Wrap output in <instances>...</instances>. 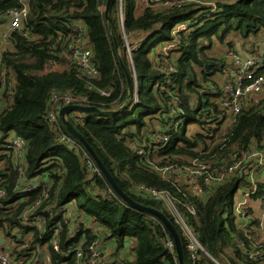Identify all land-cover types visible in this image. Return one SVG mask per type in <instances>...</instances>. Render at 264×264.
Returning <instances> with one entry per match:
<instances>
[{
	"label": "trees",
	"instance_id": "trees-1",
	"mask_svg": "<svg viewBox=\"0 0 264 264\" xmlns=\"http://www.w3.org/2000/svg\"><path fill=\"white\" fill-rule=\"evenodd\" d=\"M218 2L227 5L212 6ZM106 3L107 0H30L22 33H13L9 43L13 49L3 52L11 87L0 91V188L5 191V198L0 199V235L13 242L11 255L20 264H35L38 250L46 247L50 264H80L87 259L88 246L98 240L102 245L114 246V261L119 264H179L174 241L164 224L128 205L112 189L81 142L70 136L59 120L58 112L66 106L64 97L70 95L83 98L77 105L101 111L121 110L108 116L69 111L66 117L119 189L134 202L161 212L173 224L184 264H264V242L258 241L254 232L241 228L234 212L233 199L247 185L245 176H230L199 197L163 178L155 169L166 164L188 165L196 160L209 164L214 172L220 165L231 164L232 155L240 157L247 150L260 152L264 158L261 105L243 110L221 143H208L213 138L198 131L190 137L186 135L191 124L213 135L218 132L217 127H211L214 118L205 109L214 106L210 100L216 97L212 77L224 63L209 56V51L215 40L223 44L233 33L249 38L264 29V0H207L209 5L192 4L164 11L145 9L142 13L124 9L128 31L152 32L158 28L133 51L134 73L119 34L117 1L112 0L109 7L111 29L104 14ZM22 7L21 0H0V26L7 22V11ZM187 20L192 23L177 33L178 43L170 52L175 72L168 75L155 64L152 49L173 40L172 26ZM76 24L80 27L74 28ZM76 41L91 49L99 71L97 79L86 80L67 57L70 45ZM119 58L131 78L130 97ZM50 62L55 69L45 72ZM169 79L172 82L167 83ZM163 86L169 91H162ZM53 94L57 99L52 98ZM173 98L184 112L181 125L167 132L168 143L154 146L150 137L158 129L165 130L174 119L168 117ZM50 112L56 116L52 122L47 119ZM13 135L25 143L22 176L12 151L2 148ZM141 148L151 152L154 166L141 161ZM255 161L252 159L250 164L256 165ZM263 169L264 162L260 171ZM38 180L41 185L36 189L27 194L19 192L22 185ZM139 186L164 191L173 198L177 211L205 251H199L195 262L174 214L162 202L140 192ZM46 189L48 198L44 199ZM251 198H263L264 207L261 182ZM39 200L40 206L32 209L27 218H40L42 225H27L24 213ZM230 204L233 208L228 210ZM67 209L75 211L74 218H67ZM56 229L60 252L52 247ZM169 242L173 247L167 246ZM125 248L132 256L116 258ZM67 251V256L61 254ZM78 251L84 255L80 261ZM254 251L262 256L252 257Z\"/></svg>",
	"mask_w": 264,
	"mask_h": 264
},
{
	"label": "built area",
	"instance_id": "built-area-1",
	"mask_svg": "<svg viewBox=\"0 0 264 264\" xmlns=\"http://www.w3.org/2000/svg\"><path fill=\"white\" fill-rule=\"evenodd\" d=\"M118 5L117 10V25L119 28V34L124 43V49L128 55L132 72L134 73V68L132 65V53L138 47L144 43L153 31L158 28L155 27L152 32H141V31H128L125 27L124 21V0H116ZM209 5L207 0H137V10L139 9H152L158 11L170 10V9H183L189 5ZM212 6L216 7V4L212 3ZM29 13V6L23 4L21 9H11L6 12L4 17L7 18V22L0 26L3 29L0 31V91L5 88L11 87V81L8 79L4 63H3V44L10 43V37L13 33H22L23 31V22L25 21L27 14ZM199 15H202L199 14ZM198 15V16H199ZM197 16V17H198ZM179 24H174L172 26V36L173 40L170 42H162L157 44L152 52L153 60L161 72H165L169 75L170 72H175V68L171 61V51L175 48L178 41L177 33L180 31H185L188 29L189 25L192 23L187 20ZM180 29H178V27ZM80 25L76 24L74 28H79ZM139 35L141 36L142 41H140ZM178 39V38H177ZM69 59H71L76 66L82 77L86 80L91 81L99 77V71L93 61V55L90 48L79 44L77 41L75 44L70 45L69 52L66 54ZM226 63L223 67V83L215 86L217 96L211 100V103L214 106L207 107L205 110L209 112L210 116L214 118L213 124L211 127H217L218 132L213 135L212 132H205L200 130L197 124H191L187 126L186 135L191 136V130L194 132H200L207 137H210L213 140H209L208 143L214 141V144L221 143L222 137L227 133L228 129L237 121V118L241 115L242 111L248 109L249 107L261 105L264 108V51L256 49L252 53H243L237 49H228L225 53ZM55 64L49 63L45 69V72H50L55 69ZM172 82L171 79L167 83ZM136 83V77H135ZM162 91H169L166 87H161ZM103 95H107L108 92L104 90H99ZM263 96L262 102L260 104H253L251 102L254 100V97ZM53 99H57L55 94L52 95ZM83 100L81 97H72L67 95L64 97V102L67 105H77L76 103ZM136 103V101H135ZM134 103V104H135ZM133 104V105H134ZM171 115L168 117L174 118L166 127L165 130L161 131L158 129L154 135L150 137L151 143L154 146H162L169 142V135L167 132L171 130H177L182 122V117L184 112L180 107V103L176 98H173L171 101ZM56 118L53 112H50L47 115V119L52 122ZM226 127V128H225ZM225 128L224 134L221 129ZM222 134V135H221ZM5 150L12 151L14 155V164H19V174L23 175V158L25 151V143L19 137L11 136L9 137L5 144L2 147ZM5 152H2L4 154ZM141 156V161L145 164L154 166V163L151 161L150 156L151 152L141 148L138 151ZM252 159H255L256 165L250 164ZM231 164L220 165L216 171L212 172L209 164H204L198 161H192L188 165H174L166 164L163 167H155L156 171L163 178L171 179L180 187L185 188V190L194 196H204L206 194V189H214L218 185H221L225 182L230 176L236 175L239 171L245 167L243 172V177L247 181V190L243 193L245 198L242 202H239L234 207V212L237 216L242 218L245 221V225L242 227L247 232H254L255 238H258V232L263 228L264 218L256 221L253 224V221L250 219L251 213L247 207V201L251 198L252 195L258 192L259 183L261 182L264 187V171L260 172V165L263 164L262 155L260 152L249 151L242 153L241 156L232 155L229 158ZM41 185V181L38 180L34 183H29L21 186L19 189L21 193L27 194L32 190L36 189ZM138 190L144 195L154 199L155 201H160L163 205L174 214L176 217L181 229L183 230L184 236L188 242V251L192 262H195L198 258L199 251L205 252L203 248L199 245L196 238L194 237L191 228L186 224L184 219L181 217L179 212L176 209L175 202L173 198L164 191H158L154 188L148 186H139ZM5 198V191L0 188V199ZM44 199L48 198L47 189L43 196ZM263 203V198L260 199ZM41 200L35 201L32 204V207L24 213L23 220L30 226H41V219L35 218L34 220H29L27 215L32 209L39 207ZM68 208V207H66ZM194 213L193 209H190ZM68 211V209L66 210ZM67 218H72L70 211L66 212ZM59 229L55 230L52 247L55 251H59ZM168 247H173V243L169 242ZM88 256L87 259L81 261L80 264H119L118 261L109 260L105 258V251L103 245L96 240L91 245L88 246ZM63 256H67L69 252H61ZM78 261L82 260L84 255L82 251H78L77 254ZM262 256V253L259 251H254L252 257ZM0 264H20L17 259H15L10 250L6 249L4 246L0 245Z\"/></svg>",
	"mask_w": 264,
	"mask_h": 264
},
{
	"label": "crops",
	"instance_id": "crops-1",
	"mask_svg": "<svg viewBox=\"0 0 264 264\" xmlns=\"http://www.w3.org/2000/svg\"><path fill=\"white\" fill-rule=\"evenodd\" d=\"M23 4L28 5L29 2H25L24 0H21ZM3 29V27H0V31ZM3 50H12V45L11 44H3ZM219 47L221 49V55L220 57L216 58L221 60L224 63V66L226 63V59H225V53L227 49H237L243 53H252L253 51H255L256 49H260L262 51H264V29H262L257 35L255 36H251L249 38H243L239 33H233L230 36L227 37V39L225 40V42L222 44L219 41L215 40L212 49L209 51V56H211L212 53H214V47ZM212 57V56H211ZM214 58V57H213ZM224 69V68H222ZM219 69V72L215 73L212 77V80L215 82L216 86L218 84L223 83V77H222V73L223 70ZM217 96V94H216ZM264 96V95H263ZM263 96H258V97H254V105L255 104H260V102H262V98ZM213 98H211L210 100H212ZM262 160L264 161V158L262 156ZM264 171V169L262 171H260L259 173H262ZM247 187H245L244 192H246ZM243 192V193H244ZM245 198L242 197V201ZM241 201V202H242ZM247 207L250 210L251 213V217L250 219L252 221H259L261 220V218H264V207H263V203L260 200H255L250 198L247 201ZM75 211L72 210L70 211V215L72 218H74L75 216ZM237 223L239 224V226L242 228L245 225V221L240 218L239 216H237ZM74 225V223H73ZM77 226L74 225L73 228L75 229ZM258 238L257 240L260 242H264V230L259 231L258 232ZM30 237V236H29ZM3 238L2 235H0V239ZM2 246H4L6 249L10 250L13 248V242L9 241L8 239L5 240L4 244H0ZM128 246V245H127ZM104 247V251H105V258L109 259V260H114V255H115V250H114V246L111 243H106L103 245ZM132 255L129 253L128 249L125 248V250H123L122 252H120L119 254H117L116 258L119 259H129ZM35 264H50L49 261V253L47 251V248H41L38 250V257L36 258V262Z\"/></svg>",
	"mask_w": 264,
	"mask_h": 264
},
{
	"label": "water",
	"instance_id": "water-1",
	"mask_svg": "<svg viewBox=\"0 0 264 264\" xmlns=\"http://www.w3.org/2000/svg\"><path fill=\"white\" fill-rule=\"evenodd\" d=\"M112 0H107L106 3V7H105V19L107 21V24L110 28L109 25V19H108V12H109V7L111 4ZM227 4L224 3H216V7H224ZM111 29V28H110ZM111 35H112V39L113 42L116 46V49L118 48L117 46V40L115 37V34L111 31ZM119 62L121 64V66L123 67L125 73H126V81H127V85H128V97H130L131 93H132V82H131V78L130 75L126 69V67L124 66L122 59L119 58ZM69 111H75V112H82V113H95L99 116H108V115H114V114H118L121 110L119 111H101L98 109H95L93 107H87V106H81V105H67L62 107L59 112H58V118L61 121V123L63 124V126L65 127V129L67 130V132L70 134V136H72L73 138L77 139L78 141L81 142V144L84 146V148L87 150V152L90 154V156L92 157V159L95 161L98 169L100 170L101 174L108 180V182L110 183V186L112 187V189L130 206L149 213L151 215H153L154 217L158 218L166 227V229L169 231L175 247H176V252H177V257H178V263L179 264H184L183 263V251H182V246L180 243V239L179 236L175 230V227L173 226V224L167 219V217L162 214L161 212L150 208V207H145L141 204H138L136 202H134L131 198H129L125 193H123L119 187L115 184L113 178L111 177V175L108 173V171L104 168V166L102 165V163L100 162V160L97 158L96 154L94 153V151L92 150V148L88 145V143L84 140V138L77 132V130L72 126L71 122L67 119L66 115ZM245 167H243L240 171H239V175L242 177L243 176V172H244ZM5 239L1 238L0 239V244H4Z\"/></svg>",
	"mask_w": 264,
	"mask_h": 264
},
{
	"label": "rangeland",
	"instance_id": "rangeland-1",
	"mask_svg": "<svg viewBox=\"0 0 264 264\" xmlns=\"http://www.w3.org/2000/svg\"><path fill=\"white\" fill-rule=\"evenodd\" d=\"M25 2H29L30 0H24ZM131 8H134L135 10H137V0H124V9H125V12H127L128 10H130ZM138 11V13H142L143 12V9H139V10H137ZM187 23H188V21H186ZM179 24L181 23V22H178ZM177 23V24H178ZM183 23H185L184 21H183ZM180 27L181 26H179L178 27V29H180ZM141 36H143V35H139V38H140V41H142V38H141ZM157 46V45H156ZM214 53H212L211 54V56L212 57H214V58H218V57H220V55H221V49L219 48V47H214ZM228 50V49H227ZM226 50V51H227ZM152 52L154 53V48L152 49ZM254 100H252L251 102H253ZM226 128V127H225ZM225 128H223V129H221L222 131L225 129ZM225 131V130H224ZM224 131H223V133L222 134H224ZM194 133V131L193 130H191V136H192V134ZM221 134V135H222ZM245 184V183H244ZM246 185V184H245ZM245 185L244 186H242L238 191H237V193L235 194V197H234V199H233V202H234V205H235V208H236V206H237V204L239 203V202H241L242 201V197H243V192H244V190H245ZM163 206V205H162ZM164 207V206H163ZM231 207L233 208V205H228V210H230L231 209ZM263 229H262V231L264 230V222H263V227H262Z\"/></svg>",
	"mask_w": 264,
	"mask_h": 264
}]
</instances>
